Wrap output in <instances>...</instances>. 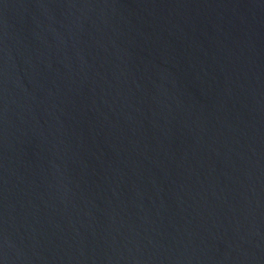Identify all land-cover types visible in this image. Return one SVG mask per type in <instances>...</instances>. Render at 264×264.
I'll return each instance as SVG.
<instances>
[{"label": "water", "instance_id": "1", "mask_svg": "<svg viewBox=\"0 0 264 264\" xmlns=\"http://www.w3.org/2000/svg\"><path fill=\"white\" fill-rule=\"evenodd\" d=\"M0 264H264V0H0Z\"/></svg>", "mask_w": 264, "mask_h": 264}]
</instances>
